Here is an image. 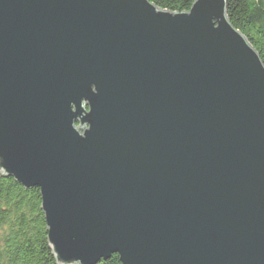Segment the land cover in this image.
Segmentation results:
<instances>
[{"label":"water","instance_id":"water-1","mask_svg":"<svg viewBox=\"0 0 264 264\" xmlns=\"http://www.w3.org/2000/svg\"><path fill=\"white\" fill-rule=\"evenodd\" d=\"M227 0H0V173L58 264H264V62Z\"/></svg>","mask_w":264,"mask_h":264},{"label":"trees","instance_id":"trees-1","mask_svg":"<svg viewBox=\"0 0 264 264\" xmlns=\"http://www.w3.org/2000/svg\"><path fill=\"white\" fill-rule=\"evenodd\" d=\"M171 12L189 11L196 0H150ZM228 16L264 62V0H227ZM0 264H58L48 242L39 188L26 189L0 173ZM97 264H122L113 254Z\"/></svg>","mask_w":264,"mask_h":264}]
</instances>
